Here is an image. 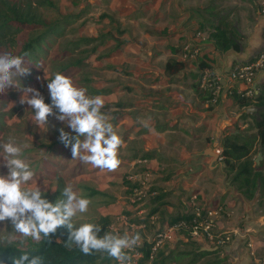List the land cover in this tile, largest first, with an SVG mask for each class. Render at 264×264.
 Masks as SVG:
<instances>
[{
    "label": "crops",
    "instance_id": "0c3cea01",
    "mask_svg": "<svg viewBox=\"0 0 264 264\" xmlns=\"http://www.w3.org/2000/svg\"><path fill=\"white\" fill-rule=\"evenodd\" d=\"M97 1L107 13L103 14L106 18L119 19L103 26L101 32V36L112 32L113 44L96 37L98 51L93 59L104 74L97 82L95 76L91 80L96 82L93 89L105 101L102 112L110 116L123 141L118 152L119 166L128 169L110 174L111 178L116 174L123 178L122 182L111 183L112 188H117L113 194L111 188L101 189L85 180L83 176L90 165L74 159L69 146L64 150L55 148L57 163L53 165L57 170L68 169L74 162L71 177H81L75 182L115 196L113 203L100 208L103 216L116 217L117 212L112 209L120 201L129 203L130 189L135 186L128 177L145 172L151 175L152 190L161 188L166 195L164 214L148 219L157 227L183 215L190 208L193 194L208 202L220 200L225 214L217 218V223L220 231L228 233L227 246L209 247L179 235L164 250L168 264L171 259L178 262L177 257L184 258L185 264H203L205 260H211L209 264H252L250 244L258 256L264 255V206L247 200V188L229 179L231 175L221 163L224 160L213 162V157L204 152L212 148L220 153L225 134L237 125L241 130L249 126L240 123L241 112L236 114L240 106L233 94H240L242 86L228 83L227 72L232 66L251 61L264 46V0H219L224 26L229 25L230 37L239 46L238 50L225 51L217 49L211 38L220 23L213 13L217 0ZM189 45L201 49L197 59H183L184 47ZM170 60L183 63V69L167 72ZM206 70H210L207 78ZM257 82L263 87L264 72ZM262 159L260 151L254 160ZM259 190L264 195V184L255 196ZM173 196L175 202H171ZM150 209L148 201L137 209L140 213H125L135 222L134 219L148 215ZM213 256L225 261L215 262Z\"/></svg>",
    "mask_w": 264,
    "mask_h": 264
},
{
    "label": "clouds",
    "instance_id": "9594fccd",
    "mask_svg": "<svg viewBox=\"0 0 264 264\" xmlns=\"http://www.w3.org/2000/svg\"><path fill=\"white\" fill-rule=\"evenodd\" d=\"M25 56L27 53H0V93L17 86L14 78L29 72ZM47 87L51 103L45 102L39 90L17 86L23 93L19 102L34 110L33 122L43 128L49 116L55 115L75 133L73 135L64 128L59 130V140L65 146H71L74 159L101 170L117 169L120 164L118 152L123 141L114 131L110 116L102 112L104 99L99 95H88L87 89L77 87L70 77L61 73H56ZM27 146L17 144L11 137L0 143V156L8 169L7 175H0V222L10 220L13 226L12 233L0 234V244L18 242L23 245L28 238L40 241L63 226L69 231L67 247L74 244L85 255L103 251L120 264H131V256L126 252L138 245L140 235L125 232L121 236L108 231L100 237L101 226L95 223L86 222L76 227L74 218L78 213L87 212L91 201L78 195L71 183L63 189V198L55 203L44 198L39 187L29 186L34 171L22 158L23 149ZM12 264H45V260L40 255L25 253L14 257Z\"/></svg>",
    "mask_w": 264,
    "mask_h": 264
},
{
    "label": "trees",
    "instance_id": "16d2710c",
    "mask_svg": "<svg viewBox=\"0 0 264 264\" xmlns=\"http://www.w3.org/2000/svg\"><path fill=\"white\" fill-rule=\"evenodd\" d=\"M40 9H56L54 0H0V53L9 52L13 55H24L25 64L30 73L39 74L41 68L39 66V58H47V54L43 51L44 45H49V42L54 41L56 45L59 39L66 36L67 29L74 20L64 18L61 22H50L39 14ZM211 38L214 44L219 50L234 49L238 50L239 46L231 39L229 34V25L224 26V20L220 21L219 25L215 27V32L211 34ZM79 41L88 44L95 43L96 37H83L77 44L71 49L66 48L61 54H53L50 58V71L49 80L53 79L56 73L65 74L70 77L75 69L82 68L85 63V57L90 54L96 53L97 47L94 46L92 50H81L78 53L83 54L84 58H75L73 60H66L70 55L79 49ZM50 49L52 46H48ZM50 55V54H49ZM255 58H253L252 62ZM248 62V63H249ZM241 65V64H240ZM174 67V69H172ZM184 64L177 61H168L166 64V71L179 72L183 69ZM84 79L86 82L93 80ZM15 83H18V87H28L27 77L25 75L14 78ZM17 86H13L6 90L5 93H0V143L8 141V134H15V130L5 129L4 123V99L10 101V96H15ZM98 91L91 88L90 95H97ZM236 103L240 107L255 106V110H250L247 114H244L242 118L248 116L251 118L252 123L241 130L239 127H234L230 130L221 140L222 155L226 164L229 175H231L233 183L242 184L247 188L249 194L248 198L254 196L259 186L262 184L260 177L255 174L256 167L261 168L262 162L258 166H255L253 153L257 151L255 148L257 145L264 153V85L261 87V91L257 96L247 97L244 94H233ZM2 105V106H1ZM16 110L13 108L8 113L9 118L16 114ZM254 131V132H252ZM9 132V133H8ZM12 138V137H11ZM17 144L21 145V140H15ZM57 149H65V145L59 141L55 143L41 144L38 149L44 153L49 154L47 161L49 163L56 164ZM69 150L71 146L68 147ZM32 150L28 148L23 149V159L27 160L31 169L34 171V175L39 173V161L30 154ZM36 151H38L36 149ZM81 162L78 164L80 165ZM60 166V165H59ZM8 170V169H7ZM0 171H5L4 164L0 166ZM56 190L54 193L43 192L44 198L50 202L55 203L59 199L63 198V189L68 183H71L74 191L78 195L87 198L91 201L89 205H107L115 201V196L109 192H102L88 184L78 183L73 180V177L66 174H57L56 176ZM129 186H131L128 183ZM133 186V185H132ZM133 188V187H131ZM152 189V188H151ZM157 194L149 199L151 203V209L148 215L145 217H139L134 219L137 223H144L148 226V219L154 214H164L163 207L166 205L164 201L166 195L161 188H153ZM246 191V194H247ZM185 214L173 217L174 221L182 219ZM185 218V217H184ZM112 223L111 216H100L97 221V225L101 226L99 236L103 237L108 231ZM76 227L77 224L74 221ZM69 239V231L66 227H59L57 231L50 235L49 238H42L40 241H36L33 245L21 248L16 244H0V264H12L14 257H19L25 253L30 256L40 255L44 257L45 264H116L115 259L110 257L106 252H93L91 255L83 254L76 245H72L71 248L65 244ZM144 258L140 264L149 262V249L150 244L146 243L144 248ZM205 254V252H201ZM152 264H168L167 258L163 257V250L158 252L157 257Z\"/></svg>",
    "mask_w": 264,
    "mask_h": 264
},
{
    "label": "rangeland",
    "instance_id": "374dc122",
    "mask_svg": "<svg viewBox=\"0 0 264 264\" xmlns=\"http://www.w3.org/2000/svg\"><path fill=\"white\" fill-rule=\"evenodd\" d=\"M97 2H98L97 0H54L56 9H40L39 14H41L42 17L45 18L46 20L53 22V23L61 22L64 18H67L69 20H74L73 23H71L69 28L67 29L66 36L59 39V41L56 45H54V41H51V43L49 42L48 46H52L51 49L47 45H44L43 51L45 52V55L47 54V58H43L42 56H40V58H39V66L41 68V73L33 74V73L28 72L27 74H25V76L28 79L27 80V82H28L27 86L39 90V92L44 96L46 103H51V97H50L48 87H47V85H48L47 80L50 76L48 72L50 71V68H51L50 67L51 55H53L55 53L61 54L62 52H64V50L66 48L71 49L72 47H74L75 44H77L76 42H78V40H80L83 37H91V38L92 37H98L99 40H103L104 42H109L108 44H110V43L113 44L114 34L112 32L106 33V34L102 33V36H101V32L103 30V26L108 25V24L113 25V23H115V22L117 23L119 16H115L116 18L115 17L106 18L107 15H103V14H107V13H104L103 8L101 6H99L100 4H98ZM221 4L222 3H220V1L217 0L216 6L213 8V13L217 15L215 17H218L217 18L218 21H222V19H223V17L221 16V8H222ZM226 10H228V9H226ZM101 42L102 41H100V43ZM94 46L97 47L96 53L90 54L88 57H85V63L83 64L82 68L80 67V69H78V70L77 69L72 70L71 72H74V73L70 76L73 83L77 87L87 89L88 95H90L91 88L96 87V86H94L93 83L96 84L98 79L101 78L104 74L97 69V67H96L97 63H95V61L93 59L97 56V51H98L97 42L87 45V43H85V42L80 43V41H79V49L76 52H74V54L72 56L70 55L68 58L65 59V61H66L68 59L73 60L75 58L76 59L77 58H84V55L80 54L78 52L81 50H84V49L85 50H92V48ZM102 48H103V45L100 46V49H102ZM95 64H96V66H95ZM25 66L27 67L26 64H25ZM93 66L96 67V69ZM232 67H234V66H232ZM229 70H230V68H229ZM262 72H264V70ZM262 72H260V73H262ZM94 76L96 78L95 79L96 82L95 81H91V82L84 81L85 78L86 79L94 78ZM16 84H17V86H19L18 83H16ZM22 95H23V93L21 91H19L17 88L15 96H10V101H7L6 99H4L5 106L1 105L2 109H4V111H2V112H5L3 115V117L5 118L4 119V123H5L4 128L5 129L11 128V130H15L16 133L15 134L10 133V134H8V137H12L14 140H21V145H24V144L28 145L26 148H28V150H32L31 151L32 153H30V154L33 156V158H36L39 161L40 171H39V173L34 175L33 179L28 182V185L31 187H34V188L39 187L40 190L42 191V193L47 192V191L54 193L56 190L55 179H56L57 173L60 172L62 174H66L67 176H72L74 172H71L70 170H72V167L74 166L75 163L71 162L69 164L70 167L68 169L64 168V169L57 170L56 166H54L53 164H51L47 161L46 158L47 157L49 158V154L44 153L43 151L39 150L38 146L41 144L52 143L56 139H59V135H60L59 130L61 128H64V130L68 131V132H72V130L70 128L66 127V122H61V121L57 120L55 115H50L48 118V121H47V125L44 126L43 128H40L32 120L33 115H34V110L31 109L29 105L21 104L19 102ZM29 95L31 96V94H29ZM13 108L16 110L15 111L16 114L13 115L11 118H9L7 112L12 110ZM254 109H255L254 105H251L249 107H238L236 114L241 112V115H240L241 122L240 123H242V124L249 123V125H250L252 123L251 118L248 116H245L244 118H242V116L244 114H247V112H249L250 110H254ZM236 127L240 128L239 125H237ZM252 132H254V131H252ZM1 133L2 132H0V134ZM72 134H75V133L72 132ZM3 143H5V142H3ZM36 149L38 151H36ZM260 151L262 152L263 150H261L260 147L258 146L257 151H255L253 153L252 157L254 159H256L257 153ZM262 157H263V159L259 161V162H262L261 168L256 167L255 174L260 177V180H262V184H264V153L263 152H262ZM25 161L27 162V160H25ZM63 162H64V159H63ZM254 162H255V160H254ZM259 162H255V166H258L260 164ZM3 164H4L3 157L0 156V166ZM122 167L123 166H119L114 171H108V170L104 171V170H101L98 168H94L92 165H90L88 167L87 173L83 177L85 178L86 181H90L91 185H94V186L101 188V189H106V188L110 189L111 188L110 190L113 191V194L114 193L116 194L117 188H114V187L112 188L111 183L117 182L118 180H119L118 182H122L123 178L121 175H120V177H118L117 174H116V176H114V178L113 177L111 178L110 174H112L113 172L122 173L128 169V166H126L127 167L126 169H122ZM7 173H8V170L6 167H5L4 172L0 171V175H7ZM230 178L231 177L229 176V179ZM80 179H81V177L78 176V177H76V180H74V181H77ZM74 187H75V185H73V188ZM150 188H151V186L149 187V190H150ZM144 191H146V197L143 198V202L146 201V203H147L151 197H149L147 194L148 188H146ZM260 191L261 190L258 191L257 196H255V194H256L255 193L254 196L252 197V199L248 198V196H247L249 194V192L247 191V194L245 192L247 200L251 201V202L252 201L256 202L257 204L264 206L263 205L264 204V195H262V194L260 195ZM258 197L261 200L258 201ZM175 198L176 197L173 196L171 198V202H175ZM203 201H205V200H203ZM206 202H208V201H206ZM219 202H220V200H216V201H210L208 203H210V205H212V206H219L220 205L222 207V210H220L219 214L217 215L220 218V216L225 214V208H224L223 204L221 205ZM101 207H102V205H99V206L89 205L87 212L78 213L77 216L74 218V221L77 224V226L79 227L80 224L86 223V222L97 224V221L99 220L100 216H103L100 213ZM111 212L115 213V212H117V210L115 208H113ZM255 212H258V209H256ZM215 222H217V219H215ZM113 223L118 224V222H116L115 216L112 217L111 225ZM156 228H158V227H157V224H155L154 222L148 223V226L145 227V229H143V231H142V229H139L140 231L137 232L136 234H142V236H140V237L150 238L152 236V232ZM215 230L216 231L220 230L218 223L216 224ZM6 231L8 233H12V231H13V226H12V223L10 220L5 221V222H0V234L5 233ZM188 239H189V241L193 240L191 237H188ZM35 242L36 241L32 240L31 238H28L23 245H20L18 242H15L13 244L18 245L21 248H24V247L33 245ZM169 244L170 243H167V245L164 246V248L162 249L163 250V257H165V253H166L164 250L167 249ZM176 250H178V249H176ZM179 255H181V253H179ZM261 257H264V255H262ZM177 259H178V262H175L174 259H171L169 264H171V263L185 264L184 258L182 260V259H179L177 257ZM212 260L216 262L217 260H219V256H213ZM210 261L211 260H205L203 262V264H209ZM224 261L225 260H222V261L219 260L217 262H224ZM144 264H151V263L147 262Z\"/></svg>",
    "mask_w": 264,
    "mask_h": 264
},
{
    "label": "built area",
    "instance_id": "2783aa9c",
    "mask_svg": "<svg viewBox=\"0 0 264 264\" xmlns=\"http://www.w3.org/2000/svg\"><path fill=\"white\" fill-rule=\"evenodd\" d=\"M197 36H200L198 33ZM201 55V49L196 45H189L184 47L183 59H197ZM264 70V47L257 53L255 59L252 62L236 65L227 72L228 83H239L242 86L240 94H244L247 97L257 96L261 91V86L258 84L257 79ZM210 70H206L205 76L208 77ZM220 160H224L222 151L220 152ZM128 180L135 184L130 189V202L125 203L120 201L117 203L116 210V222L118 224H112L109 231L113 234H119L122 236L123 233L128 232L130 234H136L139 229H145L147 227L144 223L131 222V216L125 212L127 210L141 209L146 203L143 202V198L146 197V188H148V196L153 197L157 192L152 191L150 187L151 175L145 172L142 175L134 174L128 177ZM128 189V188H127ZM141 202V203H140ZM222 210L221 206H211L208 202L203 201L198 195L193 194L190 197V208L184 213L185 218L178 221L158 226L152 232L150 238L141 237L138 245L135 246L126 254L131 256V264H140L144 258V245L150 244L149 251V262L152 264L158 255V252L167 245V243L173 242L179 235H187L195 241L202 242L209 247L224 248L229 242L230 238L228 233L220 230L216 231L215 227L217 222L215 219L218 218L219 211ZM140 213V210H137ZM217 216V217H216ZM118 220V221H117ZM125 226V227H124ZM142 236V234H139ZM251 254L253 256L252 264H264V257L258 256L253 249V246L249 245ZM116 264H120L115 259ZM127 264V262H126Z\"/></svg>",
    "mask_w": 264,
    "mask_h": 264
},
{
    "label": "water",
    "instance_id": "95a60500",
    "mask_svg": "<svg viewBox=\"0 0 264 264\" xmlns=\"http://www.w3.org/2000/svg\"><path fill=\"white\" fill-rule=\"evenodd\" d=\"M204 154L207 155V156H212L213 157V162H216L217 160H220V153L219 152H214L212 148H209V149L205 150ZM221 163H223L224 166H226L224 161H222Z\"/></svg>",
    "mask_w": 264,
    "mask_h": 264
}]
</instances>
